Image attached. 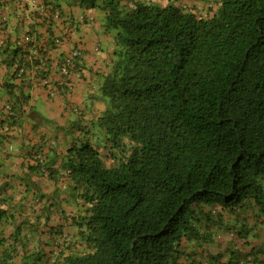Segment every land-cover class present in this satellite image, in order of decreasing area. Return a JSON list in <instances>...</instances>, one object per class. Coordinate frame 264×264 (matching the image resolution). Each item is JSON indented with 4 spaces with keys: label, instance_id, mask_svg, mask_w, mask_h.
Masks as SVG:
<instances>
[{
    "label": "trees",
    "instance_id": "16d2710c",
    "mask_svg": "<svg viewBox=\"0 0 264 264\" xmlns=\"http://www.w3.org/2000/svg\"><path fill=\"white\" fill-rule=\"evenodd\" d=\"M77 1L101 9L113 37L104 107L59 168L40 152L30 166L67 177L75 209L64 226L46 206L32 222L0 193V264H264V0ZM49 35L30 30L2 50L15 69L0 118L8 141L30 98L15 80L56 88L61 40ZM82 58L79 46L60 55L68 87ZM227 237L256 244L210 249Z\"/></svg>",
    "mask_w": 264,
    "mask_h": 264
},
{
    "label": "crops",
    "instance_id": "0c3cea01",
    "mask_svg": "<svg viewBox=\"0 0 264 264\" xmlns=\"http://www.w3.org/2000/svg\"><path fill=\"white\" fill-rule=\"evenodd\" d=\"M0 16L5 19V23L0 25L1 119L5 117L4 107L11 99L4 83L15 70L3 62L7 54L3 55L2 50L7 45L15 48L30 30L42 41L48 40L50 30L61 40L58 49L51 51L49 76L56 87L53 92L34 74L24 82L15 80L14 90L23 91L30 98L24 103L21 121L8 132L10 141L0 136V193L13 195L15 203L31 216L32 222L37 221V213L46 206L50 209L47 212L50 223L64 226L67 216L75 209L74 191L68 178L52 180L47 174L32 170L30 166L36 153L40 152L49 167L59 168L66 149L83 141L81 129L85 127L84 124L104 107L98 99V83L110 61L113 37L104 27L102 10L85 9L77 0H38L36 6H30L26 0H3ZM76 46L83 53L82 67H78L71 77L75 85L68 87L59 58L62 53L73 51ZM11 144L12 150L8 149ZM42 195L41 201L39 198ZM42 230L44 235L50 234V228L44 227ZM255 241L252 240V244L245 245L242 241L237 244L235 237H227L210 249L216 253L219 251L216 249L230 246L248 251L256 244Z\"/></svg>",
    "mask_w": 264,
    "mask_h": 264
},
{
    "label": "built area",
    "instance_id": "2783aa9c",
    "mask_svg": "<svg viewBox=\"0 0 264 264\" xmlns=\"http://www.w3.org/2000/svg\"><path fill=\"white\" fill-rule=\"evenodd\" d=\"M27 4H29L30 6H36L38 4V0H26ZM33 38L29 35L27 36V40L28 41H31ZM76 55H79V52L78 50L77 51H74L73 53V57L76 56ZM72 57V58H73ZM69 63H71V59H69Z\"/></svg>",
    "mask_w": 264,
    "mask_h": 264
},
{
    "label": "rangeland",
    "instance_id": "374dc122",
    "mask_svg": "<svg viewBox=\"0 0 264 264\" xmlns=\"http://www.w3.org/2000/svg\"><path fill=\"white\" fill-rule=\"evenodd\" d=\"M167 2V0H163V3H166Z\"/></svg>",
    "mask_w": 264,
    "mask_h": 264
}]
</instances>
